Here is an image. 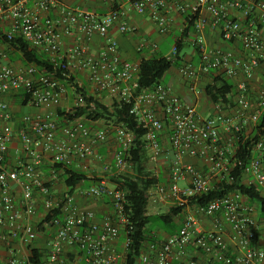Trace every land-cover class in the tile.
I'll return each mask as SVG.
<instances>
[{"label": "built area", "instance_id": "2783aa9c", "mask_svg": "<svg viewBox=\"0 0 264 264\" xmlns=\"http://www.w3.org/2000/svg\"><path fill=\"white\" fill-rule=\"evenodd\" d=\"M101 1L108 4L107 13L71 8L60 0H0V39L25 41L57 66L83 77V83L78 80L80 86L97 99L108 94L113 103L132 104L130 114L140 128L147 130L152 177L163 178L149 190L150 201L164 203L174 198L179 207L187 206L180 231L158 247L151 246L153 255L143 253L141 264H173V260L199 264L188 257L191 248L214 264H264V218L240 192L226 193L206 206L189 207L190 200L208 195L214 184L232 183V174L241 166L235 142L239 135H248L264 113V85L257 92L251 86L256 73L264 70V0ZM132 13L149 19L163 37L170 35L180 18V34L191 30L187 42L198 54L199 64L185 62L179 73L188 80L211 76L231 81L234 87L229 98L233 105H214L215 114L202 117L196 106L182 101L162 82L139 91L140 62L124 60L118 42L111 36L113 30L132 37L139 34L130 21ZM207 32L234 48L213 47ZM75 35L87 43L101 38L104 45L94 56L85 44L64 51L65 38ZM136 49L147 58L160 54L159 45L146 39L140 40ZM175 52L176 45L171 54ZM2 56L0 228L8 232L3 236L9 254L6 264H31L39 232L31 221L37 213L36 189L44 197L46 215L60 214L53 217L50 226L56 231L54 237L42 249L43 264H126L129 239L124 252L116 247L121 232L132 230L126 215V192L106 183L84 192L88 199L110 200L114 215L98 221L94 211L78 207L73 194L53 197L52 188L62 174L53 167L74 166L86 172L85 163L90 158L101 159L96 148L107 143L113 133L120 149L114 156V166L105 164L103 171L115 177L126 167L134 134L121 124L89 123L84 118L61 125L56 111L66 95V86L50 75H39L34 66L17 69L3 62ZM190 91L202 93L194 84ZM18 92H23L29 106L47 113L25 118L19 132L20 151L30 161L12 169L6 165L12 137L1 123L12 121L5 98ZM98 123L103 128L93 130L91 126ZM45 158L52 167L48 182L37 174ZM187 159L199 160L208 169L200 170ZM242 182L264 190V136L243 170ZM13 185L21 189L19 205L11 191ZM200 217L211 221L209 229H202Z\"/></svg>", "mask_w": 264, "mask_h": 264}, {"label": "trees", "instance_id": "16d2710c", "mask_svg": "<svg viewBox=\"0 0 264 264\" xmlns=\"http://www.w3.org/2000/svg\"><path fill=\"white\" fill-rule=\"evenodd\" d=\"M191 30L188 29L180 34L179 39L175 42L176 52L167 56L151 58L142 57L140 62L139 74V91L151 88L155 84L163 82L164 76L172 68H179L185 63L186 55L183 54L186 47H192L188 43L191 37ZM2 44L8 45L13 50L21 54V60L26 67H36L38 74L50 75L54 79L59 80L64 86L72 87L75 91L77 105L69 111L58 108V119L61 125L68 120L84 118L89 123L104 122L106 124H121L126 127L135 136V141L126 157V161L132 169L131 173H121L111 179L113 186L118 187L127 194L126 215L131 222L132 230H124L126 239L130 244L126 250V264H137L140 260L146 245L158 244L159 238L153 230L149 229L153 220L159 223V229H162L169 235L179 232L176 224V218L181 215L183 207H173L165 214L150 215L149 190L158 184L163 178L152 177L150 172L151 164L146 149L145 136L147 130L140 128L134 116L130 114L132 104L114 102L107 105L91 95L85 86H80L77 74H70L68 70L62 69L52 62L46 54L35 51L23 40H6L0 39ZM142 54V53H140ZM194 60H199V56L194 51ZM212 85L206 87V95L214 105H233L229 98L233 91V84L222 77L215 78ZM27 103V101H26ZM264 136V113L259 118L258 124L250 130L248 135L241 134L235 142L236 156L241 162V166L235 169L232 174V183L226 182L214 184L213 190L203 197L190 200L189 207L195 209L200 206H206L229 192H240L248 204L252 205L264 218V195L258 189L256 184L251 186L243 185V170L248 165L253 155L254 148L258 140ZM221 145V143L219 142ZM114 166V165H113ZM56 170L61 172L64 179V185L73 194L75 189L81 183L95 182V178L87 176L84 170L74 166L57 165ZM52 167L50 168V170ZM256 204V205H255ZM54 216H60L59 212H52L45 216L44 220L38 227V231L46 226H51ZM37 240V239H36ZM33 244L31 264H43L42 248Z\"/></svg>", "mask_w": 264, "mask_h": 264}, {"label": "crops", "instance_id": "0c3cea01", "mask_svg": "<svg viewBox=\"0 0 264 264\" xmlns=\"http://www.w3.org/2000/svg\"><path fill=\"white\" fill-rule=\"evenodd\" d=\"M62 4L71 7V8H80L85 10H90L98 13H107L109 6L108 4L103 3L101 0H60ZM53 17H56V14H52ZM134 25H136L139 29V34L135 37L132 36H126L120 34L117 30H113L111 32V36L116 39V41L119 44L120 53L124 60L130 61V62H141L142 57L147 58L146 53L140 54L137 52L136 46L138 42L142 39H146L150 42L154 41V36L158 34L156 31L154 25L151 23V21L145 17H141L136 15L135 13H132L131 20ZM182 22L180 18L177 19L176 26L174 27V30L172 32H175L178 34V39L180 36V28H181ZM171 32V33H172ZM170 33V34H171ZM161 36V35H160ZM206 37L210 45L213 47H220L224 50L233 49L234 45H228L223 43L220 38L211 32L206 33ZM153 40V41H152ZM76 44H85L89 47V51L91 55H96L97 52L103 47L104 42L101 38H96L91 43H87L80 35H75L70 38H65V45H64V51H67L68 49L74 47ZM5 55L3 58V62L12 65L13 67L17 69H25L26 66L23 64L21 60V54L12 48H10L8 45L2 44L0 41V58L3 57L2 55ZM59 57H62V54L59 55ZM58 57V58H59ZM194 54L193 55H187L185 58V62H191L193 65H198L199 60H194ZM180 68V67H179ZM179 68H172L170 71L175 77V84L170 86L172 88L173 92L180 98L182 101H184L187 104H191L196 106L198 109L200 115L202 117H209L213 114H215L214 104L210 101L208 96L206 95V87L208 85H212L214 83L213 77H205L200 76L196 80H188L186 78H183L181 74L179 73ZM82 80H84L83 77H81ZM231 83V81H230ZM194 84L199 90L202 91L201 94H194L190 91V86ZM232 84V83H231ZM264 85V70H260L256 73L254 78L251 80V86L254 92L256 87L262 88ZM98 99L101 101V98L111 100V97L108 94H102L97 96ZM101 97V98H100ZM5 101L9 104L10 110L12 113V121L11 122H2L1 126L4 129V131L7 134H10L12 137V141L10 143L9 147V153L6 160V165L9 168H16L21 167V164L25 165L26 163H29V159L26 155L22 154L20 151V141H19V132L24 128L25 126V118L27 116H36V115H43L46 114L47 111L45 109H37L33 108L26 103V100L24 99L23 92L13 93L8 95L5 98ZM64 109V108H63ZM56 114H58V110L56 111ZM93 130H98L103 128L102 123H98L91 126ZM18 137V138H17ZM120 149L118 146L114 134L110 133L108 142L100 145L96 148V153L101 156V159L98 158H90L85 164L87 165L88 169L86 170L87 176L90 178H95L97 181L95 182H88V185L86 183H81L73 192V196L76 197V204L78 207L82 209L92 210L96 213L97 220L101 221L107 217L113 216V209L110 203V200L107 198L102 199H88L85 198L84 192L88 190L89 188L93 186H97L101 183H106L108 186L113 187V184L111 182L112 174L109 172H104L103 167L104 164L108 163L109 158L111 161V165H114V156L117 152V150ZM186 162L194 164L196 167H204L205 171L208 169V167L201 161L195 160V159H187ZM108 165V164H107ZM50 160L49 158H45L42 166L38 169L37 174L39 177L43 179H47L45 182H48L50 179ZM63 181V184L61 182ZM44 181V180H43ZM182 186L185 185V183L181 184ZM12 193L14 195L16 203L19 205L21 203V189L17 185L12 186ZM69 193V190L64 185V179L60 175L57 183L54 184L52 188V194L53 197L56 199H59L63 197L65 194ZM264 195V190H263ZM34 199L36 202L37 207V213L36 215L31 219V221L35 224V226L39 227V225L44 220V217L46 215L45 206H44V197L40 193L39 190H35L34 192ZM165 206L168 208V211L173 207H179L177 205V202L174 198H168L167 201L164 203H156L150 201L149 204V214L157 215L155 212L159 209V207ZM153 211V213H152ZM167 211V212H168ZM186 215V209H183L180 216L176 218V224L179 227V231L182 228L184 219ZM200 225L202 229L206 230L209 229L211 226V221L207 218L200 217ZM55 230L50 228L49 226H46L42 229V231L38 232V237L36 240V244L41 247L42 249L45 248L47 243L50 241L51 238L55 235ZM7 230H3L0 228V264H6L8 259V248L6 242L3 240V236L7 235ZM154 233L158 236L159 242L158 244H148L146 245V248L143 253H149L153 255V252L151 250V246L158 247L162 242L166 241L171 235L167 234L162 229H157L154 231ZM125 242L126 237L121 232L119 240L116 242V247L120 252L125 251ZM189 258H195L199 264H214L212 263L209 258L205 255H203L201 252L191 248L188 252ZM137 264H141L140 260H138ZM173 264H180L177 260H173Z\"/></svg>", "mask_w": 264, "mask_h": 264}, {"label": "rangeland", "instance_id": "374dc122", "mask_svg": "<svg viewBox=\"0 0 264 264\" xmlns=\"http://www.w3.org/2000/svg\"><path fill=\"white\" fill-rule=\"evenodd\" d=\"M154 39H155L154 41H156V43L160 47V54H158V57H161V56L164 57V56H167V55L171 54L172 49H173V47L175 45V42L178 39V34H176L175 32H172L167 37H163V36H160V35L156 34L154 36ZM183 54H185L186 56L187 55H193L194 54V49L192 47H186ZM174 68L176 69V67H174ZM78 80H79L80 83H83V80H82V78L80 76L78 77ZM163 81L166 84L170 85V86L175 84V77L171 73V71L166 73V75L164 76V80ZM258 89H260V87L259 88L256 87L255 91L258 90ZM101 101L103 103L107 104V105H112L113 104V100L112 99L111 100H107V99L101 98ZM75 104H76V95H75L74 89L72 87H66V95L64 96V98L62 100V104H61V106L59 108L60 109L64 108V110L68 111L69 109L73 108L75 106ZM107 164L111 165L110 158H109V161H108ZM197 168L200 169V170H204L205 171L204 167L198 166ZM131 172H132V169L130 168L129 164L127 163L126 167L124 168L122 173H131ZM43 180L46 181L47 179H43ZM61 182L63 184L62 180H61ZM86 185H88V182L86 183ZM111 187H112V185H111ZM167 211H168L167 207L161 206L155 212L157 214H165V213H167ZM152 213H153V211H152ZM158 227H160L159 223L157 221L153 220L152 223L149 226V229L153 230V231H156L158 229Z\"/></svg>", "mask_w": 264, "mask_h": 264}]
</instances>
